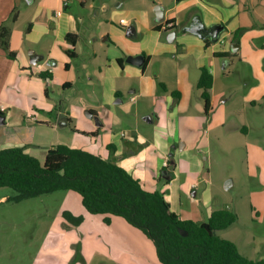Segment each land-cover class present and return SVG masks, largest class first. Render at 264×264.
Instances as JSON below:
<instances>
[{
	"label": "crops",
	"instance_id": "0c3cea01",
	"mask_svg": "<svg viewBox=\"0 0 264 264\" xmlns=\"http://www.w3.org/2000/svg\"><path fill=\"white\" fill-rule=\"evenodd\" d=\"M155 11L164 14L163 22L157 23ZM121 20L127 23L122 25ZM199 22L207 29L222 25L224 31L212 41L190 30ZM168 23L172 27L166 28ZM240 29L247 33L237 44L233 37ZM0 32L16 54L10 57L0 45V115L4 116L0 150L24 147L31 155L38 141L45 161L47 151L60 144L57 135L74 133L68 104L79 98L94 114L90 119L97 127L104 126L99 108H109L116 122L123 120V114H132L142 126L158 125L160 130L121 132L103 153L88 152L113 159L146 190L163 192L182 220L207 222L216 210H232L225 205V196L215 192L210 168L193 151L192 142L196 144L195 136L204 124L207 133L250 132L225 115L210 114L219 69L240 60L250 42L264 44V0H0ZM69 34L77 36L75 45L68 41ZM233 44L238 45L236 50ZM68 51L76 56L71 58ZM138 55L145 56V69L127 62L129 56ZM203 67L214 77L209 114L197 88ZM42 72L52 78L43 79ZM58 86L61 101L52 95ZM140 101L145 103L142 112ZM30 115H36L37 121ZM185 128L192 130L190 136H183ZM64 196L65 211L81 213L86 221L93 216L82 206L79 194ZM238 223L239 216L229 228Z\"/></svg>",
	"mask_w": 264,
	"mask_h": 264
},
{
	"label": "rangeland",
	"instance_id": "374dc122",
	"mask_svg": "<svg viewBox=\"0 0 264 264\" xmlns=\"http://www.w3.org/2000/svg\"><path fill=\"white\" fill-rule=\"evenodd\" d=\"M246 33L243 31L238 44ZM261 43L245 45L240 60H233L230 67L216 73L217 98L210 114L213 118L225 115L230 121L247 126L250 132L207 133L204 124L195 136L196 144L192 142L193 151L210 168L215 192L225 196V205L239 216L237 225L218 235L236 243L243 255L253 259L264 258V54H258L264 53ZM54 91L55 100L61 101L62 88L58 86ZM257 96L261 98L254 102L252 99ZM139 103L138 110L142 112L145 103ZM88 110L86 102L71 100L68 111L74 133L57 135L58 145L103 153L111 138L121 132L137 128L160 132L158 125L144 127L132 114H123V120L116 122L109 108H99L104 126L97 127L94 119L87 117ZM117 110L121 116L119 107ZM151 110L158 113L155 108ZM184 130V137L192 134L189 128ZM38 145L36 141L31 155L43 163L44 149ZM200 147L203 149L199 152ZM229 180L232 186L225 189ZM69 193L58 191L15 201L12 189L0 188V264H160L153 242L123 218L111 217L107 222L106 216L93 215L86 221L83 214L70 211L74 218H80V223L69 224L63 216L64 195Z\"/></svg>",
	"mask_w": 264,
	"mask_h": 264
},
{
	"label": "trees",
	"instance_id": "16d2710c",
	"mask_svg": "<svg viewBox=\"0 0 264 264\" xmlns=\"http://www.w3.org/2000/svg\"><path fill=\"white\" fill-rule=\"evenodd\" d=\"M243 31L240 29L234 34L233 40L237 44ZM67 39L75 45L77 36L69 34ZM0 45L10 57H15L1 32ZM68 55L71 58L76 56L74 51H68ZM40 77L52 78L44 72L40 73ZM213 82V74L203 67L197 88L202 90L206 114L212 108L210 90ZM160 87L166 91L164 84ZM172 95L180 98L178 92ZM107 147L110 151L114 148L113 145ZM1 187L12 189L16 194L12 198L15 201L58 191L77 193L89 214L104 215L107 222L112 216L121 217L142 231L153 242L160 264H264V258H249L239 251L236 243L218 235L219 231L237 222V213L222 208L214 211L207 222L182 220L172 210L163 192L146 190L139 179L118 166L113 159L82 149L54 146L47 151L44 163L28 154L24 147L2 149ZM63 216L69 224L71 221L80 223V218H74L70 211H64ZM180 230L188 235L183 236Z\"/></svg>",
	"mask_w": 264,
	"mask_h": 264
},
{
	"label": "water",
	"instance_id": "95a60500",
	"mask_svg": "<svg viewBox=\"0 0 264 264\" xmlns=\"http://www.w3.org/2000/svg\"><path fill=\"white\" fill-rule=\"evenodd\" d=\"M160 6H158L159 8ZM156 12V15H157V23H161L163 22L164 20V14H160L158 13L157 11ZM164 12V11H163ZM191 31L199 34L200 36L202 37H207L209 36L212 41H217L219 38H220V35L221 33L224 31V27L222 25H215V26H212L211 28L207 29L203 26V24L201 22L199 23H194L192 26H191ZM174 37L176 36L175 33L172 34ZM233 47V50H236L238 48V45H235L233 44L232 45ZM127 62L132 64V65H135V66H138V67H144L145 66V62H146V59H145V56L143 55H138V56H135V57H132V56H129L127 58ZM86 115L89 117V118H94V114L91 113V112H86ZM146 120H150L149 117L146 118ZM152 121V120H151ZM4 124V116L0 115V126ZM232 182L229 180L227 183H226V189H229L230 186H231ZM180 233L183 235V236H187L188 233L184 230H180Z\"/></svg>",
	"mask_w": 264,
	"mask_h": 264
},
{
	"label": "built area",
	"instance_id": "2783aa9c",
	"mask_svg": "<svg viewBox=\"0 0 264 264\" xmlns=\"http://www.w3.org/2000/svg\"><path fill=\"white\" fill-rule=\"evenodd\" d=\"M61 14V12H57V16H59ZM127 22H126V20H121L120 21V24H122V25H125ZM170 27H172V24L171 23H168L167 24V26H166V28H170ZM29 119L30 120H32V121H34V122H36L37 121V116L36 115H30L29 116Z\"/></svg>",
	"mask_w": 264,
	"mask_h": 264
}]
</instances>
